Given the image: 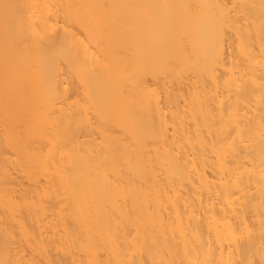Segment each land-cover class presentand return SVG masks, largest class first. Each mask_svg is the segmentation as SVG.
<instances>
[{"label":"bare ground","instance_id":"bare-ground-1","mask_svg":"<svg viewBox=\"0 0 264 264\" xmlns=\"http://www.w3.org/2000/svg\"><path fill=\"white\" fill-rule=\"evenodd\" d=\"M0 264H264V0H0Z\"/></svg>","mask_w":264,"mask_h":264},{"label":"rangeland","instance_id":"rangeland-1","mask_svg":"<svg viewBox=\"0 0 264 264\" xmlns=\"http://www.w3.org/2000/svg\"><path fill=\"white\" fill-rule=\"evenodd\" d=\"M18 181L21 182L20 188H23L26 186V184L23 182V180L21 178H19Z\"/></svg>","mask_w":264,"mask_h":264}]
</instances>
